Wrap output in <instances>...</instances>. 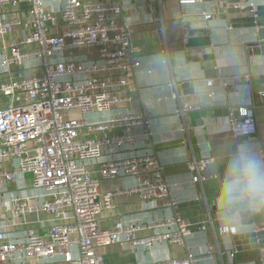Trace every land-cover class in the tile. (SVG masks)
<instances>
[{
  "label": "built area",
  "instance_id": "obj_1",
  "mask_svg": "<svg viewBox=\"0 0 264 264\" xmlns=\"http://www.w3.org/2000/svg\"><path fill=\"white\" fill-rule=\"evenodd\" d=\"M247 6L256 9L258 4L251 0L241 9ZM122 11V0H0V155L17 162L12 171L0 169V199L6 184L30 173L34 188L43 190L42 201L25 192L12 199L9 211L21 218L51 216L45 234L27 228L25 237L10 241L0 231V264L19 258L107 264L99 251L111 244H184L191 233L192 224L178 215L149 222L148 228L162 231L141 239L135 233L142 226L135 222L120 220L112 228L99 224L103 208L111 207L117 195L160 201L164 208L179 204L156 155L138 149L151 137L150 115L130 109L102 120L90 117L135 101L131 79L141 67L140 48L132 44L128 26L119 25ZM91 48L98 49L96 58L75 55ZM214 82L206 80L208 86ZM255 100L264 103V91ZM192 109L184 106L181 111ZM227 127L235 136L256 135L254 109L230 112ZM95 131L99 137L91 135ZM126 150L132 156L120 157ZM213 161L202 157L187 162L193 183L204 184V172ZM93 164L99 165L101 180L92 175ZM118 178H133L134 184L101 191L102 180ZM208 225L215 230L212 216L199 228L206 231ZM220 229L236 233V227ZM215 251L214 244L207 245L204 255ZM228 253L234 258L233 251ZM200 259L189 253L143 264H195Z\"/></svg>",
  "mask_w": 264,
  "mask_h": 264
},
{
  "label": "crops",
  "instance_id": "obj_2",
  "mask_svg": "<svg viewBox=\"0 0 264 264\" xmlns=\"http://www.w3.org/2000/svg\"><path fill=\"white\" fill-rule=\"evenodd\" d=\"M250 1L122 0L119 25L128 26L132 44L140 48L141 67L131 79L136 89L135 101L131 106L121 104L112 112L90 117L102 120L130 109L150 115L151 137L138 149L156 155L179 204L164 208L160 201L142 202L135 195H117L111 207L103 208L99 224L101 228H112L120 220L135 222L142 226L135 233L139 239L161 232L147 227L159 219L178 215L192 226L184 244L169 240L157 241L150 248L111 244L99 251L107 264H143L183 258L189 253L201 256L195 264H264V248L239 252L232 240L233 235L262 230L264 204L259 203L255 209L248 206L231 210V204H248L249 200L233 199L228 203L225 192L231 179L229 166L237 157L248 153L264 161V103L255 100L256 94L264 91V52L250 45L256 41L259 27L241 9ZM253 1L264 5V0ZM204 13L212 17L206 19ZM98 52L97 48L83 49L75 55L93 59ZM208 79L215 80L213 86L207 85ZM184 106L194 109L182 112ZM245 106L254 109L258 132L250 137L235 136L227 127L229 114ZM91 135L99 137L100 133ZM132 154L126 150L119 156ZM202 157H213L214 161L207 166V179L201 186L192 182L187 162ZM16 163L0 155L1 170L12 171ZM91 171L94 178L101 180L98 164H93ZM133 184V178L102 180L101 191ZM25 192L36 202L42 201L43 190L34 188L30 173L6 184L0 199V231L10 241L25 237L27 228L45 234L51 222V216L45 213L21 218L9 211L12 199ZM211 216L215 230L211 225L206 231L201 230L199 225L209 222ZM225 226L236 227V233H221L220 228ZM210 244L215 245L216 251L204 255ZM231 251L234 258H230ZM47 263L46 259L19 258L8 264Z\"/></svg>",
  "mask_w": 264,
  "mask_h": 264
},
{
  "label": "clouds",
  "instance_id": "obj_3",
  "mask_svg": "<svg viewBox=\"0 0 264 264\" xmlns=\"http://www.w3.org/2000/svg\"><path fill=\"white\" fill-rule=\"evenodd\" d=\"M229 175L231 179L225 186L228 203L247 198L250 207L264 204V161L245 153L229 166Z\"/></svg>",
  "mask_w": 264,
  "mask_h": 264
},
{
  "label": "water",
  "instance_id": "obj_4",
  "mask_svg": "<svg viewBox=\"0 0 264 264\" xmlns=\"http://www.w3.org/2000/svg\"><path fill=\"white\" fill-rule=\"evenodd\" d=\"M249 16L251 22H254L255 26L259 27L256 41L250 43L251 46L261 49L264 52V5H259L256 9L252 6H247L242 9ZM250 207V202L241 204H231L229 207L231 210H239L240 208ZM260 204L257 203L252 208H259ZM233 243L237 251L264 248V230H254L247 234H236L232 236Z\"/></svg>",
  "mask_w": 264,
  "mask_h": 264
}]
</instances>
